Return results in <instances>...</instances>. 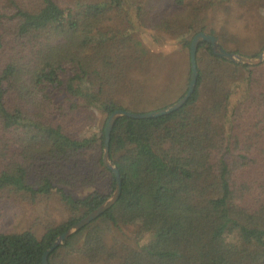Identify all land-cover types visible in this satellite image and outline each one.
<instances>
[{"label":"trees","instance_id":"16d2710c","mask_svg":"<svg viewBox=\"0 0 264 264\" xmlns=\"http://www.w3.org/2000/svg\"><path fill=\"white\" fill-rule=\"evenodd\" d=\"M212 3L0 0V205L13 194H57L70 214L41 235L0 228V264H43L57 237L112 195L117 178L97 151L106 121L98 133L85 129L98 112L172 103L146 100L153 51L139 33L185 35L190 49L207 32L226 45L224 10H206ZM197 62L183 107L116 120L109 153L121 195L50 264H75L79 253L88 264H264V62L229 61L206 41ZM84 186L96 187L88 201L69 191ZM125 226L134 227L130 242L114 236Z\"/></svg>","mask_w":264,"mask_h":264},{"label":"rangeland","instance_id":"374dc122","mask_svg":"<svg viewBox=\"0 0 264 264\" xmlns=\"http://www.w3.org/2000/svg\"><path fill=\"white\" fill-rule=\"evenodd\" d=\"M189 1L194 4L198 0ZM212 1L214 3L208 4L205 9L211 13L224 10L225 23L229 25L230 29L229 41L226 45L220 39H218L219 43L228 51L241 49V53L230 52L249 57L258 56L264 50V0ZM132 12V17H134L135 11L132 10ZM139 38L153 51L151 69L147 78L150 83L146 100L149 98V101H152L153 98L160 96L161 100L166 103L172 101L168 104L169 106L179 100L180 94L185 90L187 84L188 86L190 84L188 82L191 70L190 49L186 48L184 44L188 37L185 35L174 36L158 31L153 35L151 30L144 29L141 34L139 33ZM239 97L240 93H237L234 99L237 100ZM155 107L157 106H153L151 109H155ZM107 120L105 115L98 112L94 125L87 127L83 134L90 136L98 133ZM97 151L98 155L103 156V149L99 147ZM95 189L96 187L93 186H84L69 191L75 197L88 201ZM13 196L2 200L0 205V228L7 231L32 229L41 235L47 226L59 225L70 216L68 206L57 194L40 195L34 201L25 196H15L14 194ZM133 229V226H125L120 230L115 229L114 236L130 242ZM111 238L113 240V236ZM149 238L150 235H147L140 243L148 241ZM72 260L75 264H88L82 260L81 253L74 255Z\"/></svg>","mask_w":264,"mask_h":264},{"label":"water","instance_id":"95a60500","mask_svg":"<svg viewBox=\"0 0 264 264\" xmlns=\"http://www.w3.org/2000/svg\"><path fill=\"white\" fill-rule=\"evenodd\" d=\"M202 41H206L212 45L213 51L216 55L225 58L229 61L237 62V63H244L249 65H258L264 62V50L256 57H249L245 55H241L238 53H233L226 50L220 43L216 36L208 34L206 32L198 33L192 40L190 46V58H191V80L189 84V88L185 95L181 97L179 100L174 102L173 104L158 109L152 110L145 113L139 112H132L128 110L119 109L114 111L111 115H109L106 127H105V142H104V151H103V162L107 168L112 170L117 178V187L112 193V195L99 207H97L94 211L87 214L81 220H79L76 224L70 227L66 232L61 234L57 237V239L53 242V244L48 248L44 255H43V264H50L49 256L50 254L58 248L60 245L63 244L65 240H67L72 234L76 233L80 229L84 228L88 224L92 223L94 220L98 219L105 211L111 208L116 201L119 199L121 192H122V180L120 176V171L116 164L110 157L109 149H110V137L111 132L114 127L116 120L122 116H128L132 118H152V117H159L163 115L170 114L181 107H183L192 94L194 93L198 77H199V68L197 62V51L199 44Z\"/></svg>","mask_w":264,"mask_h":264}]
</instances>
